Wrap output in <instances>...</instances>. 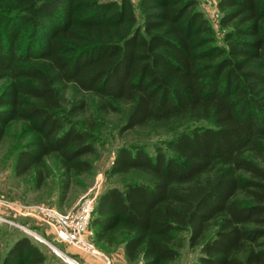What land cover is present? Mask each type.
Here are the masks:
<instances>
[{
	"label": "trees",
	"instance_id": "1",
	"mask_svg": "<svg viewBox=\"0 0 264 264\" xmlns=\"http://www.w3.org/2000/svg\"><path fill=\"white\" fill-rule=\"evenodd\" d=\"M0 41V142L4 128L25 121L34 138L17 153L20 177L56 156L67 171L90 169L92 136L74 118L83 103L63 89L97 98L102 112L127 106L124 131L191 117L211 122L170 139L150 156L122 148L113 175L138 172L98 198L90 226L97 241H120L130 263L166 264L179 255L176 236L199 248L192 264H264V0H218L224 47L195 0H10ZM21 28L45 39L17 54ZM4 31V30H1ZM9 40V41H8ZM9 43V46H8ZM258 161V162H256ZM41 183V182H40ZM38 184V186L40 185ZM20 239L2 264H43Z\"/></svg>",
	"mask_w": 264,
	"mask_h": 264
},
{
	"label": "rangeland",
	"instance_id": "2",
	"mask_svg": "<svg viewBox=\"0 0 264 264\" xmlns=\"http://www.w3.org/2000/svg\"><path fill=\"white\" fill-rule=\"evenodd\" d=\"M106 1L118 4L122 0ZM127 1L133 8L137 24L142 25L138 8L139 0ZM10 2V0H0V15L10 10ZM195 2V10L202 14L210 26L215 44L224 47V35L227 30L222 29L219 24L221 14L217 9L218 0H195ZM7 28L9 24H3L2 27L0 25V33H5ZM5 36H1L0 41L7 42ZM43 39H45L43 33L39 32L32 37L28 30L21 28L15 42L17 54L25 56L28 49L32 50L29 48L32 42L34 44L31 54H34ZM8 85V80L0 81V95L6 91ZM63 91L68 102L83 103V112L74 120L77 128L91 134L95 144V154L82 159L89 162L90 169L82 173H77L75 170L69 172L58 157L50 156L29 173L18 177L14 172L17 153L26 149L25 146L34 138V134L29 129L28 123L21 120L11 122L3 129L0 142V264L20 239L28 240L41 253L44 257L43 264H70L66 263L61 255L75 261L76 264H103L105 260H109L111 264H141V260L133 263L126 260L120 241H116L111 246L97 241L96 234L99 233V229L95 230L90 226L96 202L106 190L122 189L127 183L148 185L149 178L138 172L113 175L111 168L115 156L122 148L138 146L143 147L152 156L157 147L165 149L166 143L176 135L194 128L211 127V122L185 117L124 131L127 106H119L116 112H102L94 96L79 92L70 84ZM2 110L4 108L0 107V111ZM86 202L92 204L88 222L89 242L99 256L87 255L75 247L60 243L41 213V210L47 209L67 216L77 212ZM176 240L181 244L179 255L174 261L166 264L195 262L199 257V248H190L188 234L177 235ZM52 248L61 255L56 252L55 254Z\"/></svg>",
	"mask_w": 264,
	"mask_h": 264
},
{
	"label": "built area",
	"instance_id": "3",
	"mask_svg": "<svg viewBox=\"0 0 264 264\" xmlns=\"http://www.w3.org/2000/svg\"><path fill=\"white\" fill-rule=\"evenodd\" d=\"M91 202H86L73 214L63 216L54 210H41L42 217L55 234L57 240L62 244L75 247L87 255L99 256L93 245L89 242L90 232L88 222L92 211ZM103 264H111L105 260Z\"/></svg>",
	"mask_w": 264,
	"mask_h": 264
},
{
	"label": "bare ground",
	"instance_id": "4",
	"mask_svg": "<svg viewBox=\"0 0 264 264\" xmlns=\"http://www.w3.org/2000/svg\"><path fill=\"white\" fill-rule=\"evenodd\" d=\"M50 248H51V247H50ZM52 251H53L54 253L56 252V253H58L59 255H61L59 252H57V251L55 250V248H54V249L52 248ZM56 253H55V254H56ZM61 256H62V258L66 261V263L76 264L75 261L67 259L66 256H63V255H61Z\"/></svg>",
	"mask_w": 264,
	"mask_h": 264
}]
</instances>
